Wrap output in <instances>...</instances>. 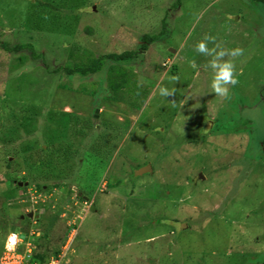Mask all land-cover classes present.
<instances>
[{"label": "rangeland", "instance_id": "obj_1", "mask_svg": "<svg viewBox=\"0 0 264 264\" xmlns=\"http://www.w3.org/2000/svg\"><path fill=\"white\" fill-rule=\"evenodd\" d=\"M178 1L0 0L2 40L37 55L0 49V257L34 229L47 261L73 239L62 264H264V3Z\"/></svg>", "mask_w": 264, "mask_h": 264}, {"label": "trees", "instance_id": "obj_2", "mask_svg": "<svg viewBox=\"0 0 264 264\" xmlns=\"http://www.w3.org/2000/svg\"><path fill=\"white\" fill-rule=\"evenodd\" d=\"M260 1L264 3V0H260ZM181 2H182V0H179L178 1V5H180ZM144 41H145V43H143L144 47H142V48L146 51L147 50V44L148 43L151 44V43L157 41V37L156 36L155 37H150V36L147 35V36L144 37ZM0 49L7 56H9L8 53L17 55L16 59H17V63H19L18 65L16 64L17 66H20V64L26 65V62H28L30 60V57H29L28 53H32L31 55L37 56L34 53V51H33L34 48H33L32 45L20 44L19 43L18 45H16L14 47V46H11V44H9V43L4 42L2 40L1 36H0ZM135 57H136V53L135 52H124L122 54L113 53V54H110V55H108L106 57H102L101 59L91 60L88 65H75L73 67L72 66H67V67H65L63 72H65V74H67L69 76H72V75H75V74H78V75H81V76H88L90 74H95V73H99V72L103 71L105 69V66H106L107 62H113V63L121 66V65H124L127 62L134 61L136 59ZM21 60L23 61V63H21L22 62ZM123 71H124V69L122 67L120 70L117 71V73H118L120 78L125 79L126 73L123 72ZM0 95H1V93H0ZM8 163H11V159H9ZM17 189H19V188H17ZM83 199L84 198H82V200ZM24 221H26V220H24ZM31 222H32V220H31ZM26 230L29 231L27 229V227L25 228L24 231L26 232ZM43 238H45V237H43V235H42L39 238V240L44 241ZM41 246L45 247L46 245L44 243L37 244V248L39 250V253L36 255V259L38 261H40V262H46L47 260H45L44 256L41 253V250H40ZM3 250H4V245H3L2 251Z\"/></svg>", "mask_w": 264, "mask_h": 264}, {"label": "clouds", "instance_id": "obj_3", "mask_svg": "<svg viewBox=\"0 0 264 264\" xmlns=\"http://www.w3.org/2000/svg\"><path fill=\"white\" fill-rule=\"evenodd\" d=\"M208 42H214V37L205 36L204 39L196 45V51L198 53H202L205 55H211L215 50L208 48V46H207ZM228 54H230L231 56H242L243 50L237 48V49L232 50ZM216 55L218 57H222L225 55V51H220ZM210 63H211V66L214 69H216V72L214 74V78H213V81L211 84V88H212L213 92L215 94H219V96L228 97L229 96L228 85L235 86L238 83V80L235 78V66H234V64L230 63V62L221 64V63H218L215 59L210 61ZM193 67H195V64H193ZM160 95L164 96V97H168V96L172 95V92L169 91V89L162 87L160 89ZM33 215H34V217L31 219L32 222L36 218H39V217H37V215H35V213ZM23 220H25V217H23ZM35 221L39 222V219L35 220ZM18 245H23L22 234H20L18 232L9 231L7 233L5 240H4V247H5L6 251H10V252L15 251Z\"/></svg>", "mask_w": 264, "mask_h": 264}, {"label": "built area", "instance_id": "obj_4", "mask_svg": "<svg viewBox=\"0 0 264 264\" xmlns=\"http://www.w3.org/2000/svg\"><path fill=\"white\" fill-rule=\"evenodd\" d=\"M37 221H34V223ZM14 232V231H12ZM23 237V245H18L15 251H6L5 247L3 254L0 257V264H62L64 257L70 250L73 244V239L70 238L63 250L52 257L46 262H40L36 259L39 253L35 238H40L41 234L31 229L29 233H20ZM66 243V241H65Z\"/></svg>", "mask_w": 264, "mask_h": 264}, {"label": "water", "instance_id": "obj_5", "mask_svg": "<svg viewBox=\"0 0 264 264\" xmlns=\"http://www.w3.org/2000/svg\"><path fill=\"white\" fill-rule=\"evenodd\" d=\"M97 114H99V110L97 111ZM28 217L32 219L34 217V215L33 214H29Z\"/></svg>", "mask_w": 264, "mask_h": 264}]
</instances>
